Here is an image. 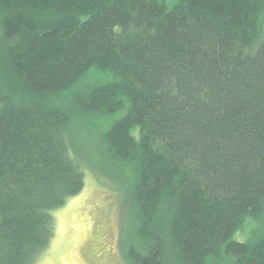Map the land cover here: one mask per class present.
I'll use <instances>...</instances> for the list:
<instances>
[{"label":"trees","instance_id":"trees-1","mask_svg":"<svg viewBox=\"0 0 264 264\" xmlns=\"http://www.w3.org/2000/svg\"><path fill=\"white\" fill-rule=\"evenodd\" d=\"M263 13L264 0H0V264H34L52 211L84 186L72 115L114 119L97 146L130 167L129 186L123 171L101 180L127 207V264H264ZM93 68L108 77L79 89Z\"/></svg>","mask_w":264,"mask_h":264},{"label":"rangeland","instance_id":"rangeland-1","mask_svg":"<svg viewBox=\"0 0 264 264\" xmlns=\"http://www.w3.org/2000/svg\"><path fill=\"white\" fill-rule=\"evenodd\" d=\"M175 1L167 0V3L171 5ZM262 23L264 27V13ZM107 73L94 68L89 70L79 82L78 88L85 90L90 85L105 80L109 74ZM71 94L68 92L52 96L49 101L66 107ZM113 120L71 116L74 146L85 167L84 186L76 195L67 198L62 206L52 211L53 238L39 253L34 264H127L125 250L132 241L129 240L130 237L125 239L128 231L125 223L127 207L124 203L120 204L121 192L117 185L112 189L110 182L103 183L101 180L108 179L103 173L106 170L112 169L117 174L123 171L127 174L126 184L129 186L132 184L130 167L117 163L97 146L101 131ZM254 223L247 219L235 237L244 240Z\"/></svg>","mask_w":264,"mask_h":264}]
</instances>
